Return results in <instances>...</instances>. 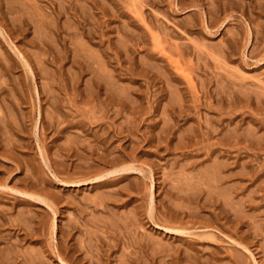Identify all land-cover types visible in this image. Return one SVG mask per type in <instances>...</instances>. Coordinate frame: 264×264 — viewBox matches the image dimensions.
<instances>
[{
    "label": "rangeland",
    "instance_id": "obj_1",
    "mask_svg": "<svg viewBox=\"0 0 264 264\" xmlns=\"http://www.w3.org/2000/svg\"><path fill=\"white\" fill-rule=\"evenodd\" d=\"M65 263L264 264V0H0V264Z\"/></svg>",
    "mask_w": 264,
    "mask_h": 264
},
{
    "label": "bare ground",
    "instance_id": "obj_2",
    "mask_svg": "<svg viewBox=\"0 0 264 264\" xmlns=\"http://www.w3.org/2000/svg\"><path fill=\"white\" fill-rule=\"evenodd\" d=\"M7 152V151H6ZM41 155H42V158H43V160H46V155H45V153H44V151L42 152L41 151ZM46 163H47V166H48V160H46L45 161ZM136 170H139V171H142V169L141 168H139V167H127V168H121V169H117V170H114V171H112V172H108V173H106V174H104V175H101L100 177H97L96 179H93L90 183H95V182H101L102 180H104V179H106L108 176H115V175H122V174H131L130 172L131 171H136ZM127 172H129V173H127ZM127 176V175H126ZM107 181V180H106ZM5 188L6 189H9V190H12V187H10V186H6L5 185ZM17 193H19V194H22L23 196H27V197H31V198H34V199H36V200H41L42 202H45L46 204H49V202L47 201V199H45V198H43V197H41V195H38V194H34V193H31V192H29V191H27V190H18V189H14ZM197 194V193H196ZM195 195V194H194ZM185 230H187V229H185ZM185 230H181L183 233H186L187 231H185ZM53 231H55V228L53 229ZM233 239V238H232ZM234 240V239H233ZM233 242H235L238 246H240L241 248H243V249H245V250H247L248 252H250L251 254H253L252 252H251V250L249 249V247H247L245 244H242V242H240V241H236V240H234ZM235 255V254H234ZM254 255V254H253ZM239 257V256H238ZM241 260V259H240ZM257 262V261H256ZM65 264H67V263H65ZM258 264V263H257Z\"/></svg>",
    "mask_w": 264,
    "mask_h": 264
}]
</instances>
